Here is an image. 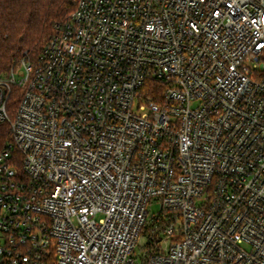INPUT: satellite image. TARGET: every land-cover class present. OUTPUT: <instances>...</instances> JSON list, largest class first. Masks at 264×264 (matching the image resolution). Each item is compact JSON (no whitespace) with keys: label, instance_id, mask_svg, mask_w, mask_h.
<instances>
[{"label":"built area","instance_id":"built-area-1","mask_svg":"<svg viewBox=\"0 0 264 264\" xmlns=\"http://www.w3.org/2000/svg\"><path fill=\"white\" fill-rule=\"evenodd\" d=\"M72 1L0 73V264H264V0Z\"/></svg>","mask_w":264,"mask_h":264},{"label":"trees","instance_id":"trees-1","mask_svg":"<svg viewBox=\"0 0 264 264\" xmlns=\"http://www.w3.org/2000/svg\"><path fill=\"white\" fill-rule=\"evenodd\" d=\"M74 9L72 0H0V73L7 72L25 51L40 49L58 21ZM15 104L9 102V114ZM11 139L9 123H0V147Z\"/></svg>","mask_w":264,"mask_h":264},{"label":"rangeland","instance_id":"rangeland-1","mask_svg":"<svg viewBox=\"0 0 264 264\" xmlns=\"http://www.w3.org/2000/svg\"><path fill=\"white\" fill-rule=\"evenodd\" d=\"M39 50H40V49L31 51V52H32V53H31V56L34 57V56L39 52ZM18 65H19V61H18L16 64H14L12 67H17ZM12 67H11V68H12ZM11 68H10V69H11ZM10 69H9V70H10ZM9 70H8V71H9ZM8 71H7V72H8ZM7 72H4V73H7ZM158 209H159V206H157V205H155V206L153 207V210H154V211H158Z\"/></svg>","mask_w":264,"mask_h":264}]
</instances>
